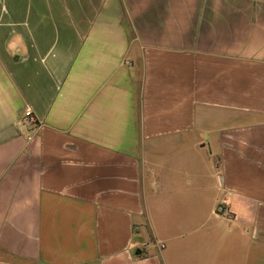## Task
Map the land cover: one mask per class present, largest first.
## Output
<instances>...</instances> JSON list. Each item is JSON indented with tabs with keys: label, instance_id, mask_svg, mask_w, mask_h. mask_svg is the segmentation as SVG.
<instances>
[{
	"label": "crops",
	"instance_id": "0c3cea01",
	"mask_svg": "<svg viewBox=\"0 0 264 264\" xmlns=\"http://www.w3.org/2000/svg\"><path fill=\"white\" fill-rule=\"evenodd\" d=\"M0 264H264V0H0Z\"/></svg>",
	"mask_w": 264,
	"mask_h": 264
},
{
	"label": "built area",
	"instance_id": "2783aa9c",
	"mask_svg": "<svg viewBox=\"0 0 264 264\" xmlns=\"http://www.w3.org/2000/svg\"><path fill=\"white\" fill-rule=\"evenodd\" d=\"M27 116H31V112H27ZM218 211H219V213H222L223 212V204H221V205H219V208H218Z\"/></svg>",
	"mask_w": 264,
	"mask_h": 264
}]
</instances>
